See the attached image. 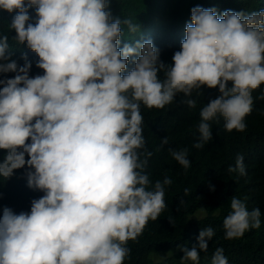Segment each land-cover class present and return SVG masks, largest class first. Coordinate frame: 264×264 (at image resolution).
Instances as JSON below:
<instances>
[{"label": "clouds", "instance_id": "1", "mask_svg": "<svg viewBox=\"0 0 264 264\" xmlns=\"http://www.w3.org/2000/svg\"><path fill=\"white\" fill-rule=\"evenodd\" d=\"M0 10L16 13L9 24L14 41L34 51L43 70L30 77L27 56L18 66L7 52L8 37L0 36V74L16 73L0 79V149L6 152L0 178L27 167V186L44 193L30 211L3 208L0 264H124L127 242L158 219L172 183L165 177L153 185L144 172L141 104L163 109L177 94L218 88L221 95L200 111L194 147L211 141L209 121L222 117L226 130H245L251 93L264 84V9L218 16L215 8L194 7L171 65L160 61L150 39L121 47V25L131 32L137 26L114 19L109 0H0ZM184 102L196 106L195 99ZM170 152L190 167L188 149ZM229 171L246 175L242 155ZM230 207L226 239L260 226V209L249 211L235 196ZM214 234L201 229L198 246L181 248L182 261L198 264ZM212 264H228L222 248Z\"/></svg>", "mask_w": 264, "mask_h": 264}, {"label": "trees", "instance_id": "2", "mask_svg": "<svg viewBox=\"0 0 264 264\" xmlns=\"http://www.w3.org/2000/svg\"><path fill=\"white\" fill-rule=\"evenodd\" d=\"M197 6L215 8L218 16L225 10L247 16L264 9V0H109L114 19H128L137 26V31L131 32L127 25H121V47L124 43L150 39L165 65H171L173 54L180 50L186 36L185 26L191 23V9ZM15 14L0 10V36L8 37L7 52L18 66L24 65L23 57L27 56L32 64L30 77L43 75V70L36 67L37 54L14 41L16 33L9 24ZM29 15V22L35 23V8L29 9ZM132 67L130 61L127 68ZM15 75L13 72L0 74V79ZM158 75L164 78L163 71ZM228 86L231 87V82ZM220 95L218 88L202 86L193 91L191 97L177 94L163 109H148L141 104L145 147L140 151L141 160L147 159L144 172L153 185L165 177L172 183L165 186L167 206L158 219L149 220L142 234L127 242L130 255L124 264H153L151 253L160 251L172 253L155 264H184L181 248L198 246L199 232L207 227L213 228L215 234L208 241L207 251H200L199 256L203 257L199 258L198 264H212L217 248L223 249L228 264H264V84L251 93L253 105L251 113L245 117V130H226L222 117L209 121L212 139L202 148H196L194 144L200 140V111ZM187 99H195L196 106L190 108L184 102ZM164 138H167V144H162ZM185 148L190 161L187 169L170 152ZM147 153L151 155L147 156ZM5 155V150L0 149V160ZM240 155L244 157L246 169L243 176L229 171L230 166L235 167ZM27 171V167L17 169L10 178H0V215L4 207L11 208L16 214L30 211L31 201L44 194L27 186ZM233 196L242 200L249 211L260 209V226L245 231L242 237L226 239L223 221L231 212ZM198 209L204 215L193 217Z\"/></svg>", "mask_w": 264, "mask_h": 264}, {"label": "rangeland", "instance_id": "3", "mask_svg": "<svg viewBox=\"0 0 264 264\" xmlns=\"http://www.w3.org/2000/svg\"><path fill=\"white\" fill-rule=\"evenodd\" d=\"M204 215V212L201 209H198L194 212L192 215L193 217H201ZM172 253V251H160V252H154L151 253L150 258L153 260V264L160 261L161 259L169 256ZM203 256H199V258H202ZM190 261V260H189ZM189 261H183L184 264H190Z\"/></svg>", "mask_w": 264, "mask_h": 264}]
</instances>
